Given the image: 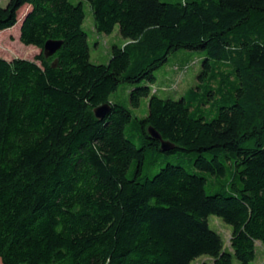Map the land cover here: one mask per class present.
I'll return each instance as SVG.
<instances>
[{
  "label": "trees",
  "instance_id": "obj_1",
  "mask_svg": "<svg viewBox=\"0 0 264 264\" xmlns=\"http://www.w3.org/2000/svg\"><path fill=\"white\" fill-rule=\"evenodd\" d=\"M82 1L95 32L118 27L127 41L106 65L89 60L82 2L0 6V33L17 24L19 42L40 51L0 58V263L251 264L264 246V0ZM47 41L61 42L50 58ZM179 50L203 53L199 84L162 98L155 71ZM122 84L134 86L132 108L148 98L146 117L109 102ZM149 150L182 151L197 171L229 178L207 194L206 178L179 164L149 177ZM209 216L231 228L229 249Z\"/></svg>",
  "mask_w": 264,
  "mask_h": 264
},
{
  "label": "rangeland",
  "instance_id": "obj_2",
  "mask_svg": "<svg viewBox=\"0 0 264 264\" xmlns=\"http://www.w3.org/2000/svg\"><path fill=\"white\" fill-rule=\"evenodd\" d=\"M161 2L178 3L182 0H160ZM73 5H78L82 2L83 10L85 13V19L82 25V30L87 34V42L89 45V60L94 65H106L110 59L111 47L124 46L127 41L124 40L118 32V27H115L111 34H99L95 32L93 25V15L86 2L82 0H69ZM9 0H0V6L5 8ZM28 7H22L18 12V21L23 18L27 12ZM17 24L0 33V58L7 61L13 59H25L32 61L34 59V51L31 48L33 46H24L19 42V28ZM34 50V49H33ZM204 58L202 52L179 50L172 54L168 62L155 71L156 81L151 86L153 90H157V94L162 98H172L178 100L181 95L187 90L194 88L199 84L197 76L200 72V61ZM186 68V69H185ZM144 85V84H141ZM134 88L132 85L122 84L118 89L109 96V102L118 104L130 111L133 119H142L148 114V98L141 99L140 106L137 109L132 108L129 102L130 91ZM165 88L166 91H160ZM159 89V90H158ZM126 137L132 140V142L140 147V132L136 131L133 126L129 125L126 128ZM179 164L190 172L200 174L206 178V193L213 194L220 191L225 179H228V174L220 180H215L213 176L205 173H201L194 169L190 163V154L182 151H176L170 154L157 153L149 150L146 154L142 172L147 176H152L158 172L165 164ZM132 167L129 170L132 171ZM222 183V184H219ZM209 228L219 234L223 240L224 247L229 249V240L231 228L223 223L221 219L215 216H209L207 218ZM210 261L201 257L191 264H201ZM233 264H237L233 259ZM251 264H264V246L257 244L256 256Z\"/></svg>",
  "mask_w": 264,
  "mask_h": 264
},
{
  "label": "water",
  "instance_id": "obj_3",
  "mask_svg": "<svg viewBox=\"0 0 264 264\" xmlns=\"http://www.w3.org/2000/svg\"><path fill=\"white\" fill-rule=\"evenodd\" d=\"M60 47H61L60 41H47L43 47L42 53L45 58H50L56 54V52L60 49ZM55 66H56V62L53 63V67ZM110 107H111L110 104L106 103L94 109V115L96 119L103 120L108 115L110 111ZM147 132L150 139L159 142L160 150L162 152H167L170 149H173V146L169 142L164 141L161 138V136L157 132H155L152 128H148Z\"/></svg>",
  "mask_w": 264,
  "mask_h": 264
},
{
  "label": "crops",
  "instance_id": "obj_4",
  "mask_svg": "<svg viewBox=\"0 0 264 264\" xmlns=\"http://www.w3.org/2000/svg\"><path fill=\"white\" fill-rule=\"evenodd\" d=\"M32 51H34V56L38 55L39 54V50L37 48H31ZM34 49V50H33ZM1 264V263H0Z\"/></svg>",
  "mask_w": 264,
  "mask_h": 264
}]
</instances>
